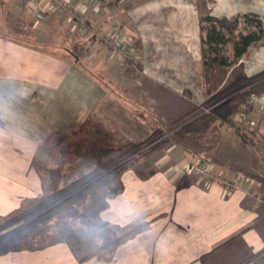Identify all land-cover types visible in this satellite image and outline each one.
Returning <instances> with one entry per match:
<instances>
[{
    "label": "crops",
    "instance_id": "crops-1",
    "mask_svg": "<svg viewBox=\"0 0 264 264\" xmlns=\"http://www.w3.org/2000/svg\"><path fill=\"white\" fill-rule=\"evenodd\" d=\"M258 1L206 0L205 4L214 16L256 13L264 20ZM87 2L76 0L75 5L88 18L89 33H111L126 40L129 34L123 36L124 29L134 30L147 61L152 57L173 62L169 72L185 70L191 79L192 45L201 61L200 15L191 0L141 2L134 11H127L122 0L101 12ZM61 10L46 0H0V101H9L11 108L7 117L0 114V217L43 192L41 175L33 166L37 151L51 137L85 122L107 96V87L82 69L80 57H66L46 44L53 36L59 42L67 40ZM231 69L248 76L264 70V43L252 46ZM176 73L169 75L168 88L158 87V100L165 94V102L170 100L180 76ZM174 104H165L163 109L172 115H164L179 117ZM191 109L192 104L187 112ZM221 130L236 133L228 124ZM259 132L264 134V118ZM241 137L236 133L231 140L235 147L227 152L221 149V140L210 165L224 180L241 183L237 189H226L222 178L208 179L190 171L194 155L177 141H171L149 169L126 170L124 190L109 200L101 218L122 228L142 227L118 245L112 257L96 253L81 260L71 244L60 241L39 249L14 248L0 254V264H264V167L256 151L259 145L252 148Z\"/></svg>",
    "mask_w": 264,
    "mask_h": 264
},
{
    "label": "rangeland",
    "instance_id": "rangeland-1",
    "mask_svg": "<svg viewBox=\"0 0 264 264\" xmlns=\"http://www.w3.org/2000/svg\"><path fill=\"white\" fill-rule=\"evenodd\" d=\"M46 1L56 6L60 4V8L63 9L61 11L64 12L67 27L65 35L67 40L65 42L56 41V37L53 36L46 44L49 45V48H54L59 54L66 57L74 59L75 57L73 54L79 56L82 62V69L90 74L95 81L101 83L108 89L107 96L103 103L85 122L77 126L74 132L65 136L55 135L51 137V139L37 151L33 160V166L40 175L42 174L45 177V182L48 186V171L50 168L62 166L63 171L68 172L71 165L78 166V153L77 150H75V145L77 143L87 145L89 142L97 141L113 147H120L129 140L142 141L148 138L153 129L159 126L168 129V131H170L169 135L173 136L174 131L179 127L178 125L173 126L170 121L162 118L164 113L171 114L163 109V107L165 108L166 106L165 104L170 102L172 104L175 103L174 109L177 108L175 116H182L187 112L189 105L192 104L194 108L198 105H202L203 102L208 99L209 96L206 93L207 87L203 86L201 77L198 74L201 61L199 59L200 57L198 58L197 56V49H195V46L192 45L189 51L190 53L193 51L195 57V60L192 62L193 74L191 79L185 77V70H179L177 73H179L180 76L176 79L177 88H175V82L173 84L171 83L172 87L175 89L170 90L172 93L170 94V100L165 102L164 99L168 97L166 94L165 97L162 96L161 100H158V97H160L158 94V87L160 85L169 87L171 82L169 75L176 73L169 72V65L174 66L173 62L152 61V57H150L151 61H147L148 57L142 53V46H140L139 37L137 33H135L136 31L128 30L127 28L124 29L123 36L127 33L129 34L125 43L130 45L131 54L129 57H125L121 51H118V49L116 50L117 46L113 44L114 42L110 37L111 33L101 34L98 32L94 35L89 33L90 27L88 18H84L79 12L75 5L76 0ZM87 1V4L90 5L89 7H95L99 4V11L101 12L105 7H109L112 3L116 5L122 0ZM152 1L153 0H123V4H125L128 11L130 9L133 10L135 8L134 6L141 2H146L145 4H148ZM258 2H260L259 4L262 3L264 7V0H259ZM191 4L193 9L197 11V15L205 13L206 7H208V5L206 6L204 3V0H191ZM124 22H126L125 19ZM165 23L167 24V22ZM165 23H162V27H165ZM122 24V21L119 20L117 24L120 27L118 30L119 32L123 31ZM150 32L152 31H149V33ZM80 35L84 40L80 39ZM82 35H87V37L85 38ZM153 47V45L149 46V49H153ZM233 74L234 71H232V69L228 70L217 80L211 82L210 87L214 90H222L225 84L232 79ZM167 88L163 89L168 90ZM170 91L168 90V92ZM182 92L184 94H181ZM257 94L261 96V100L253 102L252 104L247 100V104L242 105L234 112L232 119L235 125L225 123L229 126H235V132L239 134L240 137L242 136V142L249 143L252 148H256L259 145L255 144L254 137L259 138L260 142L264 140V134L259 132L261 135H258L259 123L264 118V107L261 106L264 104V93ZM182 95H185L187 98H183ZM226 97L230 98L232 94L221 95L219 98L212 100L211 103L201 106V108L195 112L194 116L209 112L217 103H220ZM191 100H193L194 103H191ZM261 101H263V103ZM244 113L256 121L257 126L253 131L243 123V120L237 117V114L241 115ZM160 119L163 120L160 121ZM236 133H222L221 140L223 141V146L221 149L225 152L235 147V141L231 140L236 137ZM260 136L263 140H261ZM165 137L166 135L163 139H165ZM163 139L153 141L149 145L143 147V149L140 150L142 156L138 158L137 163L133 164L131 168L143 171L152 167L154 158L165 151L169 145V143H163ZM182 145L193 153L194 158L197 154L205 153L211 159V162L214 161L212 152H215L218 146H214V149H210L207 145L201 146L196 141L191 140H189L186 145ZM141 160L143 162H140ZM219 177L220 180L224 178L222 175ZM224 181L228 180L225 179ZM68 215V210H64L60 214L59 219L56 220L55 228H57V224L58 226L60 225L61 231L66 232V235L70 238V242L80 256L96 253L101 245L107 243L102 230L94 226H80L79 220H77L76 224ZM27 246H29V243H27L25 237H18L17 240L10 243L9 247L14 249Z\"/></svg>",
    "mask_w": 264,
    "mask_h": 264
},
{
    "label": "trees",
    "instance_id": "trees-1",
    "mask_svg": "<svg viewBox=\"0 0 264 264\" xmlns=\"http://www.w3.org/2000/svg\"><path fill=\"white\" fill-rule=\"evenodd\" d=\"M199 23L202 62L199 75L203 86L207 87L208 99L182 116L162 115L173 126L178 125L173 136L169 135L168 129L159 126L153 129L148 138L142 141L129 140L120 147L97 141L87 145L77 143L75 150L78 153V166L71 165L68 172H64L62 166L50 168L49 186L41 174V194L28 200L16 211L0 217V254L12 250L10 243L18 237H25L29 243L25 247L27 249H39L64 241L71 244L73 252L81 260L96 253L110 254L112 257L117 246L142 226H113L102 220L101 213L109 206V200L124 190L122 176L142 156L140 150L153 141L163 139L165 135V144L177 141L186 145L191 140L214 149L221 141V126L225 123L235 125L232 119L234 112L247 104L252 94L264 93V70L252 76L242 71L234 72L232 79L222 90L210 87L211 82L238 64L252 46L264 43L262 16L256 13H239L232 17H218L212 15L206 7V12L199 16ZM229 93L232 97L224 98L209 112L194 116L201 106ZM72 132L74 129L57 135L65 136ZM64 210H68V216L74 223L79 220L80 226H94L102 230L107 243L101 245L96 253L80 256L66 232L61 231L60 225L57 224L55 228L56 220Z\"/></svg>",
    "mask_w": 264,
    "mask_h": 264
},
{
    "label": "built area",
    "instance_id": "built-area-1",
    "mask_svg": "<svg viewBox=\"0 0 264 264\" xmlns=\"http://www.w3.org/2000/svg\"><path fill=\"white\" fill-rule=\"evenodd\" d=\"M49 2H52L54 0H48ZM95 6V5H94ZM58 8H60V4L59 6H57ZM96 9H99V4H97L95 6ZM86 30V29H84ZM101 34H104L102 32H100ZM111 37V35H110ZM113 40V44H116L118 51H121V53H123L125 55V57H129V55L131 54L130 51V45H128L127 43H125V39L119 38H113L111 37ZM124 42V43H123ZM261 100V96L257 93H254L250 96L249 98V102L253 103L256 101ZM237 117L240 118L241 120H243L244 124L253 131V129L257 126L256 121H254L253 119H251L247 114H237ZM259 135V134H258ZM254 141L255 144H259V147L256 148L257 153L259 154L261 161H262V165L264 167V143L260 142L259 138L254 137ZM211 159L205 154V153H201V154H197L195 157V161H193L190 166H189V170L192 171L195 174L198 175H203V176H208L209 179L214 178V179H219L220 180V175L219 174H215V172L212 170L211 168ZM226 189H237L241 186V183H238L236 181H224ZM262 198V196H260Z\"/></svg>",
    "mask_w": 264,
    "mask_h": 264
},
{
    "label": "clouds",
    "instance_id": "clouds-1",
    "mask_svg": "<svg viewBox=\"0 0 264 264\" xmlns=\"http://www.w3.org/2000/svg\"><path fill=\"white\" fill-rule=\"evenodd\" d=\"M0 114H3L5 117L11 114L9 101H0Z\"/></svg>",
    "mask_w": 264,
    "mask_h": 264
},
{
    "label": "water",
    "instance_id": "water-1",
    "mask_svg": "<svg viewBox=\"0 0 264 264\" xmlns=\"http://www.w3.org/2000/svg\"><path fill=\"white\" fill-rule=\"evenodd\" d=\"M76 59H79V58L76 56Z\"/></svg>",
    "mask_w": 264,
    "mask_h": 264
}]
</instances>
